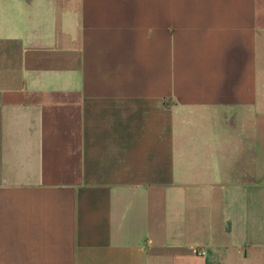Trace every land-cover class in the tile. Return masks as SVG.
Listing matches in <instances>:
<instances>
[{
  "label": "crops",
  "instance_id": "obj_1",
  "mask_svg": "<svg viewBox=\"0 0 264 264\" xmlns=\"http://www.w3.org/2000/svg\"><path fill=\"white\" fill-rule=\"evenodd\" d=\"M0 264H264V0H0Z\"/></svg>",
  "mask_w": 264,
  "mask_h": 264
}]
</instances>
